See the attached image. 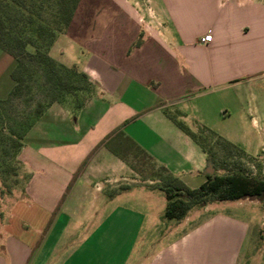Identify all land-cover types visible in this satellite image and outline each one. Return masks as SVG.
<instances>
[{"label": "crops", "instance_id": "0c3cea01", "mask_svg": "<svg viewBox=\"0 0 264 264\" xmlns=\"http://www.w3.org/2000/svg\"><path fill=\"white\" fill-rule=\"evenodd\" d=\"M49 55L92 92L76 111L51 103L25 133L0 264H264V211L242 198L192 207L149 251L141 207L163 191L137 167L147 159L189 189L220 173L173 116L214 129L264 175V2L80 0Z\"/></svg>", "mask_w": 264, "mask_h": 264}, {"label": "trees", "instance_id": "16d2710c", "mask_svg": "<svg viewBox=\"0 0 264 264\" xmlns=\"http://www.w3.org/2000/svg\"><path fill=\"white\" fill-rule=\"evenodd\" d=\"M80 0H0V48L14 58L10 73L12 86L6 98H0V105L31 91V81L49 98L37 103L28 113L27 122L19 131H11L9 151L15 164L9 172L0 160V198L11 195L12 186L6 181L9 175H19L20 162L17 158L22 139L44 110L53 102L67 104L72 110L80 109L92 92V83L87 75L74 65L65 66L56 62L49 50L56 36L68 30ZM51 11L48 16L45 12ZM174 123L189 135L206 152L222 173L208 175L206 181L189 189L170 174L165 173L163 183L156 187L163 191L165 207L163 216L169 220H181L196 205L211 201L237 200L246 196L264 199V179L245 171L239 162L248 158L238 146L229 143L216 134L210 137L193 132L180 120L171 116ZM210 138V139H209ZM215 147H218L219 152ZM140 150V149H139ZM143 154L144 151L140 150ZM165 172V169H162ZM24 182L27 176H23ZM16 181V180H15ZM123 188V187H122ZM23 190V183L21 191Z\"/></svg>", "mask_w": 264, "mask_h": 264}, {"label": "rangeland", "instance_id": "374dc122", "mask_svg": "<svg viewBox=\"0 0 264 264\" xmlns=\"http://www.w3.org/2000/svg\"><path fill=\"white\" fill-rule=\"evenodd\" d=\"M259 1L264 2V0H259ZM50 11L51 8H48L45 12H43V14L45 16H48ZM62 39H66V38H62ZM62 45L66 48L65 55H68L71 58L73 57L75 58V61H77L76 54L74 55V52L71 49H69L66 42H63ZM14 63L15 62L13 56L10 53H8L6 50L0 48V98L1 99L7 97L10 88L12 86L10 73L14 67ZM47 99L49 98L45 97V91L42 90L41 86H38L37 80L34 78V80L31 81L30 92H26V93L24 92L20 97L0 105V160H3L2 161L3 165L8 167L10 173L12 172L11 167L15 165L12 161L11 152L9 151V147H8L10 133L12 130L15 132L19 131L20 130L19 127L21 126V124L27 122L28 113H30L35 108L37 103H41V102L43 103ZM172 114L178 116L175 113V111H172ZM178 119L181 118L178 117ZM181 120L184 123V120L183 119ZM185 124L188 123L185 122ZM191 129L195 132L200 133L201 135H205L206 138L210 137L211 134L212 135L216 134L214 129H206L203 127H196V128L191 127ZM215 148L219 152L220 149L218 147ZM143 161L144 162L140 166L139 165L137 166L138 169L141 170L139 179L142 180L146 176V173H148V171L151 172L153 170L152 173L159 176V182L163 183L165 173L162 170H160V168L152 166V163L148 162L147 159L146 160L143 159ZM239 162L241 163L245 171L258 176L259 178L264 179V175H262L260 171L259 172L258 170L253 171L250 168L251 164L256 167L257 162L255 160L243 158L240 159ZM213 167L215 170H218V172L220 173L223 172V170L219 168L218 163L215 165L213 164ZM9 172L6 181L12 186V193L11 195H3L2 198H0V210L7 209L11 201L19 193L21 195V186L24 180L23 176L22 175L15 176L12 174L9 175ZM155 193H157V195H155V197L157 198H155L151 202L152 205L141 207V209L146 212V216H147L144 227L145 229H149L153 231V232L151 231V234L149 235L147 241L149 251L155 250L156 248L164 244V242L167 240L166 238L168 237L167 235H165L166 227L167 225H169L170 222H172L171 220L165 218L162 213L165 202L163 193L160 191H156ZM240 202L245 204L246 207H249V209L252 211L254 209H256L258 212L264 211L263 198L246 197L240 199ZM232 204L233 203H229L228 205H230V207H227V209L225 207L223 208H225L226 210L233 211V207H231ZM132 205L138 207V205H136L135 202H133ZM201 206L203 205H196L194 207L196 209ZM234 211H237V209H234ZM261 229L263 230V225L260 226V230ZM143 240L144 239L142 238V241Z\"/></svg>", "mask_w": 264, "mask_h": 264}, {"label": "built area", "instance_id": "2783aa9c", "mask_svg": "<svg viewBox=\"0 0 264 264\" xmlns=\"http://www.w3.org/2000/svg\"><path fill=\"white\" fill-rule=\"evenodd\" d=\"M211 40V34L207 32L206 34L203 35L202 37V42H209Z\"/></svg>", "mask_w": 264, "mask_h": 264}]
</instances>
